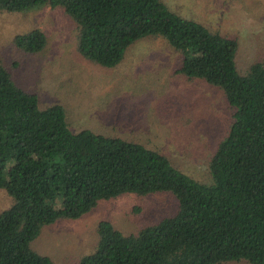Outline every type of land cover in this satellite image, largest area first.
Listing matches in <instances>:
<instances>
[{
  "label": "trees",
  "instance_id": "obj_1",
  "mask_svg": "<svg viewBox=\"0 0 264 264\" xmlns=\"http://www.w3.org/2000/svg\"><path fill=\"white\" fill-rule=\"evenodd\" d=\"M43 7L70 18L77 54L104 69L140 40L163 39L179 54L175 73L219 89L232 121L204 184L138 142L72 130L62 105L40 108L0 60V190L12 200L0 212V264H53L31 246L44 228L79 220L101 201L155 193L176 199L173 216L129 235L99 221L97 245L78 264H264V63L241 74L235 38L162 0H0V12ZM13 44L36 55L47 37L34 28Z\"/></svg>",
  "mask_w": 264,
  "mask_h": 264
},
{
  "label": "rangeland",
  "instance_id": "obj_2",
  "mask_svg": "<svg viewBox=\"0 0 264 264\" xmlns=\"http://www.w3.org/2000/svg\"><path fill=\"white\" fill-rule=\"evenodd\" d=\"M162 1L180 16L235 38L241 74L264 63V0ZM34 28L44 32L47 45L39 54H25L13 39ZM76 36L74 23L61 9L0 12V60L18 87L37 96L40 108L62 105L72 130L138 142L167 156L196 181L209 183V159L232 121L222 92L177 75L179 54L161 38L140 40L119 66L104 69L77 54ZM11 204L0 190V212ZM177 208L169 193L125 194L99 202L79 220L44 228L31 246L53 264H78L97 245L99 221L129 235L173 216Z\"/></svg>",
  "mask_w": 264,
  "mask_h": 264
}]
</instances>
